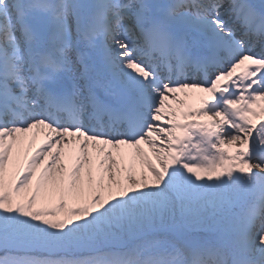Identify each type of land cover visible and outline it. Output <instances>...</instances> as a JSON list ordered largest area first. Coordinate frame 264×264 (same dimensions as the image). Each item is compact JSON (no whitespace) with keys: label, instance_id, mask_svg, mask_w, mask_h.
I'll return each instance as SVG.
<instances>
[{"label":"rangeland","instance_id":"374dc122","mask_svg":"<svg viewBox=\"0 0 264 264\" xmlns=\"http://www.w3.org/2000/svg\"><path fill=\"white\" fill-rule=\"evenodd\" d=\"M243 1L264 10V0ZM110 4L112 11L106 12L104 7ZM94 6L97 11L91 14ZM173 8L172 0H0V78L6 76L15 98L21 90L18 80L24 62L31 60L28 51L39 55L37 64L43 59L45 74L55 67L74 74L85 68L84 55L94 48L102 67L100 77L110 83L105 88L90 83V88H110L104 95H115L129 85L136 88L142 85L140 75L149 72L142 64L145 58L138 56L139 46L136 53L132 50L136 24L149 17L145 24L159 31L169 29L170 38L183 31L193 38L192 29L216 39L219 30L228 32V18L210 3L194 4L188 8L191 12ZM136 9L138 17L131 18ZM25 18L50 30L36 34L24 27ZM98 18L105 24L97 26ZM110 22H116L112 30ZM49 34L55 38L53 48H41ZM77 41H81L78 46ZM156 89L163 95L159 102L156 97L148 99L157 107L151 109L150 127L141 138L147 144L116 139L117 145L98 146L74 136L56 139L46 134L47 129L40 137L34 127L19 134L22 143L7 144L16 133L3 119L0 261L29 264L27 258H32L41 263V256L51 260L47 264L64 260L51 259L49 248L85 254L75 264H164L163 260L167 264H264V198L259 197L256 206L261 213L254 218L251 200L240 186L246 167L254 170L256 165L264 172V162L252 156L257 142L253 122L264 115L260 110L264 92L261 100H251L239 110V118L228 109L229 120L221 109L209 106L214 98L207 100V86ZM197 93L203 97L201 104L194 97ZM243 100L239 96L232 104L237 107ZM258 102L253 114V103ZM17 115L26 112L22 109ZM245 121L250 125L246 130L241 125ZM247 141L251 145L245 149ZM250 190L264 193V180ZM213 230H221L222 239L207 242L211 236L203 232Z\"/></svg>","mask_w":264,"mask_h":264},{"label":"bare ground","instance_id":"6f19581e","mask_svg":"<svg viewBox=\"0 0 264 264\" xmlns=\"http://www.w3.org/2000/svg\"><path fill=\"white\" fill-rule=\"evenodd\" d=\"M195 1H198V0H195ZM210 1H212L214 3V7L216 6L215 8H217L218 10H221L220 12L226 14V17L228 18L229 22L232 25L234 24L236 26H239V27L242 26L243 27L242 22H241V19H243L244 23H245V26L243 27L244 30L249 31L250 28L254 27L252 25H248L249 21H253L252 20L253 17L251 15H249L248 13L244 12V7L240 6V3L229 1V0H210ZM101 2H104V1H101ZM229 2L232 3L231 6H228L225 9V6L227 4H229ZM111 7L113 8V6L110 4V5H108V6L104 7V8L106 9V12H109V11L111 12L112 11L110 9ZM183 7H187V6L185 5ZM9 12L11 13V11H9ZM10 13H8V15H10ZM138 15H139V11L136 9L130 15V17L131 18L132 17H138ZM119 17L120 16H118V19H119ZM237 17L239 18V20L241 22V25L236 22L237 21ZM98 22H99V24L101 26L105 24L100 18H98ZM111 22H113V20ZM120 22H121V19H120ZM263 22H264V20H263ZM110 27L111 28H115L116 27V22H115V24H111ZM238 31H241V29L239 28ZM134 34L135 35L131 34V36L137 37L136 40H134V42H133L134 46H132L133 47L132 50L135 52L136 51V47L135 46L139 45L138 43H139L140 39L143 38V37H138L137 33H134ZM241 35H242V33H241ZM245 35H247L248 37H252L250 34H245ZM254 37H257V34ZM52 39H55V38L53 36H51V39L49 41L51 42ZM159 40H160V38L158 39V41H156V37L151 36L150 40L145 41L144 44L140 45L141 49H146V50L147 49H152L153 51H156L158 45L161 44V43H164V42L159 43ZM79 44H81V43L77 41V45H79ZM167 45L169 46L170 44H167ZM18 52H19V54L21 56L22 50L20 48L18 49ZM27 54L31 58H34V56L31 55L30 51H28ZM154 54L156 56L161 57L160 53H158V52H154ZM86 58H87L88 61H90V60L92 61L91 65H88V67L80 68L77 71H75L74 74H70L68 72H64L63 73L62 71L61 72H53L49 76L48 81L51 84H53V83L58 82V81H63L65 78H69V79L71 78V82H72V84H73L75 89L78 88L79 86H82L81 91H78V93H83V96L82 97H78V98L80 99V101H84L86 99V97H84V95L89 97L88 95L85 94V92L86 93L88 92V90L85 91V88H89L90 83H92L93 85H96L98 87H102V88H105V86L110 83V80L105 81L103 78L100 77L101 76V72H102V67L100 66V64L98 62L97 55L94 53V51H92V49L90 50V54L88 56H86ZM63 61H65V60L63 59ZM30 66H31L30 63L24 62V67H30ZM196 73H197V71H196ZM2 75H3V77L0 78V106H4L5 105L4 110L2 112V116H4L5 113H8L7 112L8 109L13 106V103H10V99L8 98L9 94H11L12 91L8 92L5 89L4 77H6V76L4 74H2ZM30 75H31V72L29 71V69H28V71H26V70L24 71V76H23V80H22V87L24 89L21 88L20 91L26 90L28 93H32V95L37 96L39 98L45 97L46 94L43 91L44 90L43 87L37 86L34 82H32V79H31ZM194 97L197 98V100H200V97H199L198 93L195 94ZM21 98H23V96H21ZM17 99H19V98H17ZM2 109H3V107H0V110H2ZM224 110H226V109L224 108ZM2 116H0V119H1ZM47 123H45L43 121H35L32 124V126L35 128V131L37 130V133H38L37 135H39L40 137H42V135H44L41 132H45L46 131V134L48 136H56L57 137L56 139H60L61 136H67V137L74 136L79 141H82V142L88 141V142H90V139L93 138V137H90V135L89 136L85 135L84 132L82 133L81 131H74L72 133L67 132V131H63V130L54 131L53 129L46 128L47 127ZM28 127H29V125L27 126V128ZM45 129H47V130H45ZM14 130L15 131H13V132L16 133V135H15V137H11V138L9 137L8 140H7V144H14L15 145L17 143H22L23 142V136L19 138V134L26 132V130L20 129V128H16ZM258 133H260V130H258ZM33 135H34V132L31 131L29 136H31V138H33L32 137ZM142 136H143V138H145V134H143ZM259 136H263L262 138H264V134H262V133H260ZM34 140L36 141V138ZM38 140H39V138H38ZM143 140L144 139H141V138L138 139L139 142H143ZM117 141L123 142L122 139H117ZM91 142L95 143L96 140L92 139ZM121 142L119 144H121ZM144 142H145L144 144H147L149 141L148 140H144ZM111 144L112 145H117L118 142L111 141ZM59 147L61 149L63 148L61 143H59ZM17 155H18V157H20L21 154L17 153ZM15 161L16 160L14 159V162ZM252 166L254 167V169H256L255 168L256 165H252ZM251 169L252 168L246 167V169L242 172L243 175L241 176L242 180L240 181V183H241L240 186L242 187L243 190H245L247 188L250 189V187H251V185L253 183L256 184L257 182L262 181L264 179V173L263 172H261L259 170L255 172L254 170H251ZM259 192L260 191L254 192V193H249V197H250V200H251L252 203L256 202L257 196L260 194ZM255 207H256V204H255ZM262 232H264V229L262 230ZM262 242H264V241H262Z\"/></svg>","mask_w":264,"mask_h":264},{"label":"trees","instance_id":"16d2710c","mask_svg":"<svg viewBox=\"0 0 264 264\" xmlns=\"http://www.w3.org/2000/svg\"><path fill=\"white\" fill-rule=\"evenodd\" d=\"M48 251H54V252H56L57 250L56 249H49L48 248ZM77 253V252H76ZM14 258V257H13ZM27 261L29 262V264H35L36 262H34L33 261V259L32 258H27ZM17 264V263H16Z\"/></svg>","mask_w":264,"mask_h":264}]
</instances>
